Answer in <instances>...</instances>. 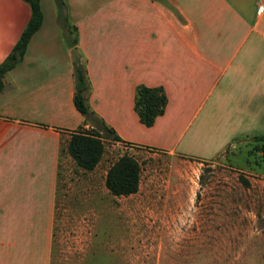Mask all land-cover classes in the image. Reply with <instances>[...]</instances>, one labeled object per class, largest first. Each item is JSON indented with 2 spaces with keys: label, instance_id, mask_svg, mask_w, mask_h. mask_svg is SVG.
Returning a JSON list of instances; mask_svg holds the SVG:
<instances>
[{
  "label": "crops",
  "instance_id": "crops-1",
  "mask_svg": "<svg viewBox=\"0 0 264 264\" xmlns=\"http://www.w3.org/2000/svg\"><path fill=\"white\" fill-rule=\"evenodd\" d=\"M63 1L87 102L122 140L210 160L229 141L264 134V0ZM40 8L42 23L0 92V264H53L61 160H73L71 133L91 127L73 104V53L55 1ZM30 15L25 0H0V63ZM139 84L167 96L150 127L133 108ZM40 165L48 189L21 186Z\"/></svg>",
  "mask_w": 264,
  "mask_h": 264
},
{
  "label": "rangeland",
  "instance_id": "rangeland-1",
  "mask_svg": "<svg viewBox=\"0 0 264 264\" xmlns=\"http://www.w3.org/2000/svg\"><path fill=\"white\" fill-rule=\"evenodd\" d=\"M103 144L91 171L61 160L53 264H264V164L251 138L210 160ZM122 154L141 166L139 189L114 196L104 172ZM34 171L21 186L47 190L46 170Z\"/></svg>",
  "mask_w": 264,
  "mask_h": 264
},
{
  "label": "trees",
  "instance_id": "trees-1",
  "mask_svg": "<svg viewBox=\"0 0 264 264\" xmlns=\"http://www.w3.org/2000/svg\"><path fill=\"white\" fill-rule=\"evenodd\" d=\"M31 7V15L19 39L12 50L0 63V92L3 89L4 75L20 62L25 54L27 45L32 35L39 29L42 23V12L40 0H25ZM57 16L63 29V39L72 48L74 57L73 77L74 93L73 104L78 112L84 117V122L91 127H79L70 135L67 143V152L76 165L84 170H93L100 161L103 152V138H110L115 142L124 145L142 147L128 141L122 140L112 127H109L93 111L88 102L87 95L90 90L89 80L86 73L85 59L77 48L78 33L77 28L68 22L65 14V4L63 0H54ZM167 104V96L162 86L149 87L139 84L135 88L133 108L139 121L150 127L156 118L162 115ZM251 140L256 143L255 148L261 156V163L264 164V134L255 135ZM144 148L153 149L152 147ZM141 166L139 162L129 154H122L108 168L105 176V186L114 196H129L139 189ZM248 184L247 181H244Z\"/></svg>",
  "mask_w": 264,
  "mask_h": 264
}]
</instances>
